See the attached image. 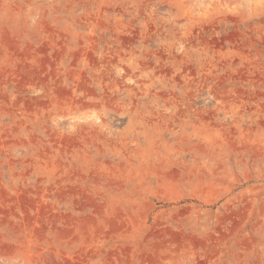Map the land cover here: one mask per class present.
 <instances>
[{"label":"rangeland","instance_id":"rangeland-1","mask_svg":"<svg viewBox=\"0 0 264 264\" xmlns=\"http://www.w3.org/2000/svg\"><path fill=\"white\" fill-rule=\"evenodd\" d=\"M0 264H264V0H0Z\"/></svg>","mask_w":264,"mask_h":264}]
</instances>
